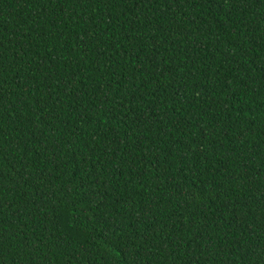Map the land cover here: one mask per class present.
<instances>
[{
  "label": "trees",
  "instance_id": "obj_1",
  "mask_svg": "<svg viewBox=\"0 0 264 264\" xmlns=\"http://www.w3.org/2000/svg\"><path fill=\"white\" fill-rule=\"evenodd\" d=\"M0 264H264V0H0Z\"/></svg>",
  "mask_w": 264,
  "mask_h": 264
},
{
  "label": "snow or ice",
  "instance_id": "obj_2",
  "mask_svg": "<svg viewBox=\"0 0 264 264\" xmlns=\"http://www.w3.org/2000/svg\"><path fill=\"white\" fill-rule=\"evenodd\" d=\"M233 7L235 8L238 5H243L249 3V0H231Z\"/></svg>",
  "mask_w": 264,
  "mask_h": 264
}]
</instances>
